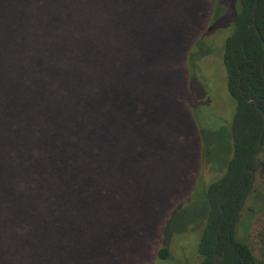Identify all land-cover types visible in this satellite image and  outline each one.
Instances as JSON below:
<instances>
[{"label":"trees","instance_id":"1","mask_svg":"<svg viewBox=\"0 0 264 264\" xmlns=\"http://www.w3.org/2000/svg\"><path fill=\"white\" fill-rule=\"evenodd\" d=\"M159 1L0 2V264H153L172 257L158 244L173 214L166 211L162 224L149 226L151 185L146 188L130 175L136 163L123 139L141 114L123 112L126 99L148 101L155 90L151 85L147 95L142 84L155 67L147 46L155 14L163 11ZM255 1L237 0L233 31L225 41L228 90L236 102L233 157L226 175L208 189L199 264H216L218 242L221 264H264V217L249 243L235 232L241 212L236 213L253 179L245 163L264 124L262 112L248 100L258 98L264 111V0H259L258 31L250 29ZM202 3L212 21L219 0ZM180 33L166 39L169 46L179 42ZM161 147L154 157L168 150ZM124 151L130 159H121ZM248 167L256 168L255 159ZM187 173L185 167L184 180ZM195 179L185 181L189 191ZM115 242L122 246L114 248Z\"/></svg>","mask_w":264,"mask_h":264},{"label":"rangeland","instance_id":"2","mask_svg":"<svg viewBox=\"0 0 264 264\" xmlns=\"http://www.w3.org/2000/svg\"><path fill=\"white\" fill-rule=\"evenodd\" d=\"M202 2L204 0L159 1L164 5L163 11L155 14L156 26L148 37L150 45L147 44L154 55L150 56V64L155 67L148 71L146 85L141 83L147 95L151 85L155 90L150 92L148 101L135 99L131 102L128 98L126 107L122 106L123 112L141 113L131 124L133 133L123 139L125 144L129 143L127 150L131 151L132 161L136 163L129 169L130 175L146 188L151 185L152 195H149L145 213L147 217L151 211L153 222L148 219L149 226L154 229L162 224L161 218L166 211H171L169 216L173 214L168 218L158 244L169 248L172 257L155 259L153 264H199L198 246L210 207L208 189L226 175L233 157L236 102L228 90L224 48L233 31L238 3L237 0H219L210 21L211 12ZM205 21L209 23L207 27ZM177 32H181L179 42L169 46L166 39L175 37ZM159 34L161 44L157 39ZM159 45L158 53L155 49ZM162 54L167 57L159 58ZM158 62L162 67L161 75L157 73ZM122 126L128 129L125 123ZM152 142L155 147L154 144L143 150ZM161 145L168 150L164 149L165 154L154 157ZM137 149L139 151H135ZM127 154L120 152L121 159H127ZM255 166L259 172L255 180L252 179L253 189L235 229L236 238L243 243H249L255 223L264 217V147L255 159ZM185 167L188 178L184 180L182 171ZM109 175L111 168L106 166L104 176ZM194 176L196 183L194 181L191 192V183L186 182L190 178L193 182ZM152 186H155L154 190ZM147 226L144 223V229L151 234L152 230L149 231ZM150 234H147L148 238ZM122 242H115L113 247L122 246ZM121 251L125 256V248ZM136 263L143 264L140 260Z\"/></svg>","mask_w":264,"mask_h":264},{"label":"water","instance_id":"3","mask_svg":"<svg viewBox=\"0 0 264 264\" xmlns=\"http://www.w3.org/2000/svg\"><path fill=\"white\" fill-rule=\"evenodd\" d=\"M258 7H259V0H256L255 1L254 12H253V23L251 24L250 29L255 28L257 31H258V29H257V11H258ZM263 63H264V59H263ZM248 100L255 102L256 107L262 112V115H263V118H264V111L259 107V99L258 98L249 97ZM263 147H264V124H263L262 130L260 132L258 146H257L256 150L249 156V158L247 159V161L245 163V172L249 169L248 168L249 161L251 159L257 158L260 155V153L262 152ZM253 180H254V178H253ZM252 187H253V184L251 185L250 190L252 189ZM250 190L247 192L246 196L244 197L243 202L241 204V207L237 211L236 215L239 214L243 210V208L245 206L246 199H247V197H248V195L250 193ZM227 199L228 198H226L223 201V203L221 204V209H222L223 212H224V209H223L222 205L227 201ZM224 219H225V216H224ZM218 247H219V242L217 243L216 252H215V263L216 264H221V260L223 259V255H220L218 253V251H217Z\"/></svg>","mask_w":264,"mask_h":264},{"label":"flooded vegetation","instance_id":"4","mask_svg":"<svg viewBox=\"0 0 264 264\" xmlns=\"http://www.w3.org/2000/svg\"><path fill=\"white\" fill-rule=\"evenodd\" d=\"M254 159H256V158H254ZM249 169L246 171V172H249V173H251V175H252V177L253 178H255V175H256V173H258L259 172V168L258 167H256L255 169L254 168H251V167H248ZM255 180V179H254ZM253 184V183H252ZM251 184V185H252ZM252 189H253V187H252ZM250 192H251V190H250ZM250 194V193H249ZM249 196V195H248Z\"/></svg>","mask_w":264,"mask_h":264}]
</instances>
